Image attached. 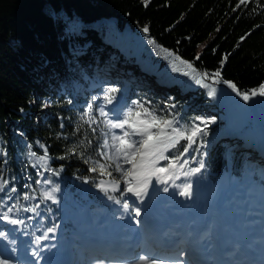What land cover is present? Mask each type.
<instances>
[{
    "label": "trees",
    "instance_id": "16d2710c",
    "mask_svg": "<svg viewBox=\"0 0 264 264\" xmlns=\"http://www.w3.org/2000/svg\"><path fill=\"white\" fill-rule=\"evenodd\" d=\"M107 19L114 20L117 33L127 25L140 32L147 28V36L162 49L216 86L234 84L231 89L240 98L264 85L263 0H0L1 217L19 220L20 234L37 242L53 238L57 228L67 231L63 217L74 214L72 207L81 211L93 203L97 215L111 209L98 188L100 180L120 177L115 133L105 111L109 94L173 120L186 135L199 127L194 142L185 139L170 152L166 166L175 163L191 174L199 168L201 183L217 184L223 177L237 186L249 182L263 199L264 161L248 165L255 151L240 140L236 146L226 140L209 145L225 122H202L206 91H188L140 68L138 56L101 35L98 25ZM111 62L127 77L137 73L138 79L149 77L152 86L170 91L163 96L150 83L116 86L111 72L102 73ZM79 68L85 76L77 73ZM216 72L220 76L213 78ZM76 83L89 90L73 89ZM47 98L52 101L48 109ZM248 101L257 109L264 106L256 105L264 96ZM40 116L45 117L42 124ZM247 119L241 132L254 133L256 123ZM258 135L264 144V135ZM85 181L95 191L84 193ZM52 192L66 209L53 202ZM77 253L79 259L85 255Z\"/></svg>",
    "mask_w": 264,
    "mask_h": 264
},
{
    "label": "rangeland",
    "instance_id": "374dc122",
    "mask_svg": "<svg viewBox=\"0 0 264 264\" xmlns=\"http://www.w3.org/2000/svg\"><path fill=\"white\" fill-rule=\"evenodd\" d=\"M264 1V0H263ZM98 29L101 33V35L104 37L107 36L108 40H110L113 44L119 43L122 48H126L131 53V57L138 56L140 58L139 61V67L144 68L146 71H148L150 74H154L157 77L161 78L162 80H165L171 84H175L176 86L185 87L188 91L197 90L199 88H202L206 91V94L208 96L209 102H207L204 105V111H203V119L202 122L209 124V125H215L219 120L225 122V126H223L222 131L213 137L209 141V145H213L215 143H218L222 140H226L227 144H234L236 146V141L240 140L243 141L245 144L249 146V149L252 151H255L249 158L250 161L248 163L249 167L252 168L254 166L255 161L257 160H263L264 161V144L261 142V138L259 137V133L261 135H264V106H260L259 109L255 107V105H252V103H249V101H245L243 98L238 97V94L234 92L231 88L223 87L221 85L216 86L213 82L206 81L203 76L196 71H193L191 67H188V64L181 61L175 54L165 51L162 49L158 44H156L153 40H151L145 32H140L135 29H131L128 25L124 29H121L118 33V27L116 26V23L114 20H104L98 25ZM67 36V35H66ZM110 54L113 56V58H116L114 55V52H110ZM114 62V61H113ZM111 62L110 65H107L104 69V72H111L108 74L109 78L114 77V81L116 83V86L120 85V83L124 84V87L132 84V82H135L137 86H146L148 87L147 83H150L151 88L157 90L159 93H161L163 96H167V92L170 91L169 88H165L159 85L153 84L151 82V79L149 77H144L143 79H138L137 73H131L128 77L123 75L124 72L120 69H115L114 64ZM77 73H82L81 69L79 68L77 70ZM137 75V76H136ZM83 76H85L83 74ZM105 80L107 77H104ZM201 81L198 83L197 81ZM145 84V85H144ZM81 87V92L84 93L85 91L89 90L88 88H85L84 85H80L79 83L73 84V89H79ZM230 87V86H229ZM94 86H91L90 89H93ZM150 88V89H151ZM152 89V90H153ZM213 89L215 90L214 95L211 94ZM198 91L193 92L191 95V99L195 98L198 95ZM186 101V99H185ZM183 101V102H185ZM182 102V100L180 101ZM179 102V105H180ZM264 101H261L260 103H257L256 105L262 104ZM51 99L47 98L45 100L46 109H48L51 106ZM178 106V103L176 104ZM105 111L108 114L109 121L112 123H118L121 122L124 118V114L129 110L133 109L136 110V106H131V103L123 96H116L111 100V103L108 102L107 105H105ZM184 109H186L184 107ZM141 110V109H140ZM140 119H144V113L142 111ZM247 117H250L253 123H256V127L254 126V133L252 131H246L241 132L242 129H244V123L248 122ZM45 117L40 116L38 119L39 124H42V121ZM136 118H133V121L135 122ZM130 122V123H131ZM235 122V125L233 126V123ZM243 123V124H241ZM111 126V125H110ZM172 127L177 128L176 124L173 123ZM113 128V127H112ZM15 128H13L14 130ZM115 137L117 136H124V133L127 132L129 135L125 137V140H127L128 143H132L133 141H139L143 139L139 134L135 132V130L130 127L129 125H125L124 128H113ZM153 131H158V129L153 128ZM167 132L171 133L172 128H167ZM246 133V134H245ZM173 138L175 139V134H173ZM185 141L184 138H179L178 142L175 144L174 147H169L164 151V156L168 157L170 156V152L176 148L180 143ZM116 146H115V152L118 157L119 161V174L120 177L118 178H112L113 180H116L117 183H114L113 181H110V177L102 179L99 181L98 188L105 192V194L109 197L111 202V209H115L117 211L122 210V212H125V208L119 207L117 205L118 202H121L123 205L128 202H135L136 200H140L138 196H136L133 192H129L128 188L131 186L134 189L140 188V185L138 180H147V187H141L144 189L149 187V190L152 189V181L154 178V171H156L154 168L157 165L160 164L163 165L167 161V159H161L157 160V162L152 163L145 162L144 164V170L138 171L137 178L134 177V174H132L134 169H136V165L140 163L141 157L139 155H136L135 157L132 156V153L136 151V149H140V145H136V149H131L127 151H121L119 150L121 148V142L116 140ZM1 144V143H0ZM143 151V149H140ZM3 153L2 147L0 145V155ZM30 159L35 162L39 163V160L36 156L30 155ZM153 166V169L151 170V165ZM150 165V166H149ZM150 169V171H149ZM159 169V167H158ZM168 171H166V174L170 172V174L180 173L177 177V183L176 188L174 189V192L177 193L176 197H182L180 195L181 191L184 189L185 185H191L195 183V190L197 193L201 196L203 201L208 202L209 209L214 210L217 208L216 206V198L222 194V192H229L232 191V195H234L236 198H241L244 196H248V200L250 202L257 203L259 199L256 197V192L253 190V186L251 183L247 182L246 184L242 186H237L234 183H230L228 179L221 178L217 184L212 183H201L200 181V173L194 172L190 175H185V173H189L188 170H183L181 167H178L177 165L170 164L167 167ZM150 173V175H149ZM251 175V173H250ZM169 176V175H168ZM150 177V178H149ZM134 179V180H133ZM175 178H173L174 180ZM152 180V181H150ZM168 179L164 177L163 184L161 187H165L168 189V191L162 192V194H165V197L171 196L172 192V186L169 185L170 183L167 182ZM95 189L89 184V181H85L83 184V191L84 193H88ZM147 193V192H146ZM230 194V195H231ZM237 194V195H236ZM239 194H242L238 196ZM54 195V192L50 194L52 197ZM159 196V195H158ZM260 203H257L258 210H264V200L259 201ZM121 204V205H122ZM236 204V203H235ZM89 206L93 207V203L88 204ZM87 205V206H88ZM92 209V208H91ZM90 208H86L83 214L77 215V217L74 219H68L67 217H63V223L65 226H67V231L64 232L63 229H57L56 232L53 234V238L47 239V244L45 247H40L38 242H35L32 237H26L24 235L20 234V230L16 231H4L5 233V240H0V249H9V254L13 258L8 259L2 251H0L4 257H6L5 260L8 261V264H22L20 263V256H26L30 260H34L37 262L36 264H41L44 258H47V254L49 255L52 251V246L55 250L60 248L63 244L68 243L71 244L73 241L74 236H77L79 234V230L75 227L72 228L70 222H78L79 216H82V219H85V215L87 212L92 211ZM110 209V211H111ZM91 213V212H90ZM105 213H107L105 211ZM113 214V213H111ZM91 215H95L92 211ZM90 215V216H91ZM85 216V217H84ZM115 215L111 216L114 217ZM97 217V216H96ZM101 217V216H100ZM107 215L105 214L101 218L98 219V221H102L105 219ZM1 218V214H0ZM78 219V220H77ZM12 217L8 216L7 219L2 218L0 219V232L2 226H11L12 223ZM96 221V220H95ZM90 224V222L88 223ZM66 234L69 236L66 237ZM3 237V236H2ZM2 242H8L9 246L6 248L5 246H1ZM29 247V248H28ZM67 247V246H66ZM4 251V250H3ZM36 251L37 254L34 255V252ZM7 252V251H6ZM46 253V256H45ZM44 254V255H43ZM35 256V258L33 257ZM0 258H2L0 256ZM88 263V262H87ZM83 263V264H87ZM89 264V263H88Z\"/></svg>",
    "mask_w": 264,
    "mask_h": 264
},
{
    "label": "snow or ice",
    "instance_id": "6c2138e0",
    "mask_svg": "<svg viewBox=\"0 0 264 264\" xmlns=\"http://www.w3.org/2000/svg\"><path fill=\"white\" fill-rule=\"evenodd\" d=\"M246 0H241V3H245ZM145 32L148 31L147 28L144 29ZM188 67H192L190 64ZM205 76L208 74L205 73ZM220 73L216 72L214 74V77H219ZM200 83L201 81H197ZM230 87L233 89H236V86L234 84H230ZM116 90L111 89L110 93H114ZM215 90L213 89L212 93L214 95ZM264 96V85H262L258 90H254L251 92V94L248 93H243L242 98L247 101L250 99V96ZM105 99L111 103L112 97L111 95H106ZM140 109L143 110V113L146 119H140L141 112ZM89 110H91V106H89ZM136 118L135 122L133 121V118ZM131 122V123H130ZM174 121L173 120H161L159 117L155 116L153 113L149 112L148 109L143 108L142 105L137 104L136 110L129 109L125 114L124 118L122 119L121 122L118 123H112L109 121V124L113 128H124V126L127 124L130 127H132L137 134H139L143 139L139 141H133L132 143H128L127 140H125V137L128 136L129 134L127 132L124 133V136H117L115 137L116 140L121 142V148L119 150L121 151H127L131 149H136V145H140V149H143L141 151L140 149H136L135 152L132 153V156L135 157L136 155H139L141 157L140 163L136 165V167H144L145 164V157H155L154 160H152V163L157 162V160L161 159H168V157L164 156V151L169 148V147H174L175 144L178 142L179 138H184L187 139L190 142L193 141V137H195L201 130L199 127H195L191 130V133L189 135H186L185 132H182L178 128L172 127ZM153 128L158 129V131H153ZM167 128H172V132L169 133L166 131ZM173 134H175V139L173 138ZM191 144H189V147ZM201 167H203V164H201ZM103 169V166H101ZM96 169L93 168V171ZM119 170V167H118ZM159 172H166L168 169L166 168H160L158 169ZM196 172H199L200 169L197 168L195 169ZM191 173H185V175H190ZM147 180L144 181V187L147 186ZM164 191H168L167 188L163 189ZM129 192H133L136 196H141L143 192V188H137L134 189L133 187L128 188ZM180 195L183 196H191V185H186L184 189L181 191ZM50 196V194H49ZM110 199L112 197H109ZM125 209L129 207L127 203L123 205ZM11 210V209H10ZM140 214L139 209H136V215L138 216ZM7 219V216L5 215L4 217ZM11 223H19V221L12 220ZM49 231H54V229H49ZM4 233H0V236H4ZM0 264H8V261L0 258ZM136 264H155V261H150L148 257H141L138 261H136Z\"/></svg>",
    "mask_w": 264,
    "mask_h": 264
},
{
    "label": "bare ground",
    "instance_id": "6f19581e",
    "mask_svg": "<svg viewBox=\"0 0 264 264\" xmlns=\"http://www.w3.org/2000/svg\"><path fill=\"white\" fill-rule=\"evenodd\" d=\"M152 159H155V157H145V162H150ZM151 165V164H150ZM149 165V166H150ZM153 166H156L154 169L157 171V169H158V167L160 166V164H155V165H153ZM153 166L151 165V167H150V169L152 168L153 169ZM150 169H149V171H150ZM151 169V170H152ZM144 170V167H142V168H140V167H136V169H134L133 171V173L134 174H136V176H137V173H138V171H143ZM157 173H158V171H157ZM150 174V173H149ZM165 175V176H164ZM169 175V176H168ZM163 177H166L167 179H171V185H175V182H174V180H173V178H175V177H178V175H177V173L176 172H174V174H170V172L168 173V174H163ZM150 178V177H149ZM144 181L145 180H138V182L137 183H139V185H140V188L141 187H144ZM150 181H152V180H150ZM147 187V186H146ZM145 188V187H144ZM149 188V187H148ZM147 192V193H146ZM145 192V194L142 192V194H143V197L146 199V200H148L151 196H153L152 195V191L151 190H149V191H146ZM232 191H229V192H226L225 193V195H223V194H221L220 196H218V198H217V200H216V202H218V200L221 198L223 201H225L226 200V202L227 203H230L231 201H232ZM231 194V195H230ZM256 194V193H255ZM237 195V194H236ZM241 194H239L238 196H240ZM153 197H155L156 198V195L155 196H153ZM256 197L259 199V201H261V199L258 197V194H256ZM241 202H240V208L241 209H243L242 210V212L243 211H245V215L248 217V216H253V217H256V218H258L259 219V221H257V222H259L258 224L259 225H262V227H263V224H264V211L263 210H261V212H257L258 210H256V209H258V208H256L257 207V203L259 204L260 202L258 201L257 203L255 202V200H253V202H250L249 200H248V196H244V197H241ZM197 200H199V199H197ZM149 201V200H148ZM133 203H135V202H133ZM196 203H198L197 201H196ZM207 205V204H206ZM228 207H223V206H221V204H219L218 205V207H217V209H216V212H213V211H209V217L211 218V220H212V217H214L213 215H215V216H218L217 214H219V213H221L222 211H229L228 209H233L230 205H227ZM207 207H208V205H207ZM264 208V207H263ZM256 210L255 212H253V210ZM234 211H237V210H235L234 209ZM255 215H254V214ZM79 219H82L81 217H79ZM78 220V219H77ZM96 220V221H95ZM93 223H91V224H88V225H86V226H84L81 230H79V234L77 235V236H75L76 237V239L77 240H79V241H84L85 243H89L90 244V247H88V248H92L93 246L92 245H96L95 247H99V244H106V243H109L110 244V242L108 241V239H110L111 238V236L108 234V233H106L104 230H105V228L106 229H110L111 227H110V225L109 224H105V223H102L101 224V220L100 221H98V217H96V219L95 218H93ZM258 235L259 236H261V235H264V228H262V230H260L259 232H258ZM67 236H68V234H66V237L65 238H67ZM80 238V239H79ZM129 241H126L125 240V238L124 239H122L120 242H118L117 243V245H118V247L119 248H123V247H130V249L133 251V253L135 254L136 252H139L140 251V248H141V244H139L138 246H131L129 243H128ZM92 244V245H91ZM2 247L3 246H5L6 248L9 246V243L8 242H5V243H2V245H1ZM73 247V246H72ZM29 248V247H28ZM8 249V248H7ZM4 250V251H3ZM9 250V249H8ZM0 251H2L4 254L3 255H5L6 257H7V260L8 259H11V258H13V256L11 257V255L8 253V252H6V250L5 249H0ZM1 253V252H0ZM178 253L180 254V255H184V256H187V254H186V251L185 250H182V247L181 248H179L178 250H172V251H169V252H167V254H169V255H173V256H178ZM46 254V253H45ZM2 254H0V256L3 258V259H6V257H4ZM44 255V254H43ZM183 256V257H184ZM26 258V256H20V259H25ZM179 260L180 261H182L183 260V258L182 257H180L179 256ZM173 263H176V261H173ZM72 264H74L73 263V260H72Z\"/></svg>",
    "mask_w": 264,
    "mask_h": 264
}]
</instances>
